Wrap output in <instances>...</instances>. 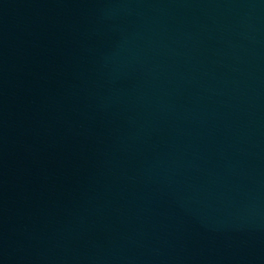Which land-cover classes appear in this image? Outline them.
Returning a JSON list of instances; mask_svg holds the SVG:
<instances>
[{
    "label": "water",
    "instance_id": "water-1",
    "mask_svg": "<svg viewBox=\"0 0 264 264\" xmlns=\"http://www.w3.org/2000/svg\"><path fill=\"white\" fill-rule=\"evenodd\" d=\"M0 264H264V0H0Z\"/></svg>",
    "mask_w": 264,
    "mask_h": 264
}]
</instances>
